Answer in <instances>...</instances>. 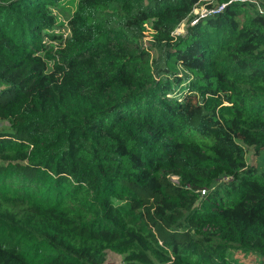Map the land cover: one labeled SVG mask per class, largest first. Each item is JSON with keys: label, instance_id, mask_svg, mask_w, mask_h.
<instances>
[{"label": "trees", "instance_id": "obj_1", "mask_svg": "<svg viewBox=\"0 0 264 264\" xmlns=\"http://www.w3.org/2000/svg\"><path fill=\"white\" fill-rule=\"evenodd\" d=\"M68 1L0 0V264H264V16Z\"/></svg>", "mask_w": 264, "mask_h": 264}, {"label": "rangeland", "instance_id": "obj_2", "mask_svg": "<svg viewBox=\"0 0 264 264\" xmlns=\"http://www.w3.org/2000/svg\"><path fill=\"white\" fill-rule=\"evenodd\" d=\"M76 1L77 0H69L68 2L63 4V9L59 10V9H55V15H56V19L59 23L63 24V26L61 27H57L55 28V33H60L63 35V37H65V35L67 34V30L65 27V24L69 18V15L71 14V12L74 10L75 5H76ZM185 26V23H182L176 31V34L179 33H183V27ZM150 33L148 30H146L144 32V37L142 39V45L144 47H148V42L150 40ZM58 42H54V43H50L54 46L58 45ZM154 55V52H151ZM5 127L4 124L0 123V128ZM244 150L246 152V162L249 165H258L259 164V158L257 157V155L255 154L253 149L250 148H246L244 147ZM173 180H175V178H173ZM104 264H124L123 262V256L122 255H117L114 253H108L107 257H106V261Z\"/></svg>", "mask_w": 264, "mask_h": 264}, {"label": "built area", "instance_id": "obj_3", "mask_svg": "<svg viewBox=\"0 0 264 264\" xmlns=\"http://www.w3.org/2000/svg\"><path fill=\"white\" fill-rule=\"evenodd\" d=\"M230 1L253 3L256 6L258 14L264 16V0H230ZM215 2L216 0H202L196 3L197 6L192 11V15L194 17L190 24L191 25L195 24L199 18L214 16L218 14L224 8L225 4L221 3L215 6ZM176 31L177 30H175L174 34L179 35V33L176 34Z\"/></svg>", "mask_w": 264, "mask_h": 264}]
</instances>
